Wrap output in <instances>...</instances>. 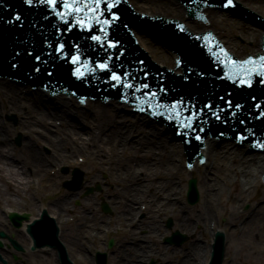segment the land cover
<instances>
[{"label": "bare ground", "instance_id": "1", "mask_svg": "<svg viewBox=\"0 0 264 264\" xmlns=\"http://www.w3.org/2000/svg\"><path fill=\"white\" fill-rule=\"evenodd\" d=\"M240 1L246 8H250L254 12H257L255 11L257 8L264 9V0ZM130 3L136 11L152 15V11L157 10L156 14L159 16L174 17L194 32L212 30V23L217 24L227 18L224 16L217 17L213 12L209 15V11L205 10V13H208L206 15L208 21L211 23L209 26L203 21L186 18L185 9L175 0H160L159 2L154 0H130ZM225 16L229 17L226 14ZM232 23L235 24V28L238 31L240 30L239 33H242L240 35L242 39L250 41L257 37V41L252 40V43L256 42V47L251 48L250 53L259 52L260 39L264 31L250 27L246 23L240 24L237 21ZM214 32L217 34L218 39L220 36L224 37L223 43L225 45H227V42L231 44L224 31L220 33L222 30L215 29ZM230 33L231 37H237V35H233V32ZM135 35L139 36L136 32ZM140 44H142L141 40ZM231 45V47L227 46L228 49L236 54L238 51L235 49L238 48L236 47L237 44ZM147 52L153 59V50L149 48ZM174 57L175 55H172V58ZM157 64L164 65L159 61ZM171 67L174 68L173 65ZM180 71V68L176 70L177 73ZM0 93L9 113H17L19 117L18 128H21L26 133L25 136L27 138V141L24 144L22 143L23 149L19 157V160L24 163L20 164L15 157H11L9 147L1 143L8 140L5 135L8 130L0 123V183L4 181L5 185L10 187L7 188L0 185V196L3 201L7 202V200L16 198L14 200L17 202L19 194L23 193L21 190L27 191L33 182L38 186L36 190L34 189L37 195L38 190H44L52 181L50 174L53 165H72L73 162L75 163L74 156L82 153L85 155L86 161H90L91 164L95 165L96 176H98L99 170L102 171L103 165L109 166L106 171V179L107 181L113 180V189L108 190L106 196L110 197L111 202H113V210L117 213V226L122 225L129 236L113 253L117 261L116 264H147L146 258L152 256L156 260L165 259L161 255L159 248L154 250L148 245L139 244L137 240L139 239L138 231L146 232L145 237L147 240L156 233H159V235L162 233L163 235L165 231L161 222L164 216H167V214L176 215V211H180V214L182 212L176 203L179 200V192L181 190L177 189L175 185V178L180 167L178 164L181 163V157L183 160L185 158L180 142L176 140L170 141L172 140L171 134L163 135L164 128L144 116L134 115V124H130L127 118L115 113L111 115L112 120L108 119L107 110H109V106H115L111 102L107 104L97 102V107L103 109L100 118L99 110L93 112L89 109L91 103H87L86 107H83L84 111H81L83 114L97 120L91 122L90 129H85L84 125L79 122L81 119H77L74 114H71L72 112L65 99L59 101L60 106H52L50 102H45L44 98L47 95L41 89L31 90L26 86L23 87L8 80L0 82ZM48 100L51 101L53 99L48 98ZM74 104L76 103L72 100L71 105ZM116 107L122 108L121 105H116ZM54 117L61 119L58 122L60 127L55 124L54 129H52L50 128L52 126L51 119ZM99 119H102L103 122L101 123L102 120L99 121ZM104 119H107L105 124H103ZM117 123H119L118 127H115ZM101 125L103 126L102 128ZM106 126L113 128L103 135ZM53 135L56 137L55 141H52ZM83 135L87 136L83 137ZM30 137L40 138L38 144L36 141L31 140ZM41 140L51 144L50 153H42V150H40ZM204 143L206 149L201 151L205 157L203 165L205 171L200 179V190L203 196L202 209L196 216L188 213L180 215V218L176 221V225L180 226L185 233H188L193 238L190 242L191 245L184 251L180 249L172 251V254L178 251L179 262L177 264L206 263L208 254L199 242V239L203 237L200 230L205 233L207 231V225L204 224L205 216L208 215V212L211 213L212 209H214V202L216 200L220 201L222 195L226 194L229 200L230 186L239 184L240 187L238 189L241 191L249 190L251 186L255 188L256 182L260 179L264 169V156L261 154L246 155L244 152L247 147L240 148L229 141H223L218 144L208 138ZM125 155L128 157L125 158ZM19 164L20 166H17ZM119 166H122L121 170H118ZM197 166L198 164L195 165L194 169H197ZM31 173L34 174L29 176ZM116 184H118L117 187ZM126 184L130 185V187H127ZM12 186L17 188L18 191L17 189H12ZM118 187L122 188V190H119ZM74 194L69 195L66 199H58L48 204V206L40 205L36 208L37 215L44 209L55 218L58 225L61 223L67 224L64 221L65 212L69 208ZM113 196L115 198L118 197V199L114 201ZM90 197L86 198V204L91 200ZM233 199V203L238 204V197L235 196ZM138 204L140 206L143 205L142 213L144 212L145 215L142 220L139 219L137 221L136 216L141 213L140 206L137 207ZM50 209H54V212L58 215L51 213ZM261 209H264V207H261ZM215 210H218V208L216 207ZM10 211L12 210L7 209L5 212L9 213ZM30 216L28 221H23L20 229H14V238L19 243L26 240L23 231L26 223L34 218L31 213ZM79 220L76 231L81 239L85 238V236L98 238L97 231L98 233L104 231L106 235L107 227L95 225L94 216L90 209H87ZM231 222L233 223L223 224L224 231L231 233V228L236 222L234 216H232ZM256 222L264 225V211L255 213L247 225H252ZM106 223L108 227L111 226L107 221ZM130 227L132 230H127ZM209 228L212 229L211 226ZM135 231H137V234ZM246 234H248V231ZM0 241L7 246L6 240ZM77 243H79L78 239L72 237L67 246L63 244L73 260L76 257L81 258L89 255L86 252L88 247H84V251L80 247L82 245L80 244L79 246ZM86 258H84L85 261L88 260ZM171 263L172 261L170 260L168 264Z\"/></svg>", "mask_w": 264, "mask_h": 264}, {"label": "rangeland", "instance_id": "2", "mask_svg": "<svg viewBox=\"0 0 264 264\" xmlns=\"http://www.w3.org/2000/svg\"><path fill=\"white\" fill-rule=\"evenodd\" d=\"M248 2V1H247ZM255 11H257V13H260L263 17H264V9L263 8H257L255 9ZM142 12V11H140ZM157 12L153 11V15H155ZM212 12L217 16H225V13H220L221 11L219 10H212ZM211 14V11L209 12V15ZM228 18V19H227ZM225 20H222L221 22L215 24L212 23V27H214L213 29H217L219 31L222 30L225 32L227 39L230 40L231 44H234L238 47L239 51H237V54H235L238 57H242L245 54H248L250 52L251 48H255L256 47V42L252 43V40H256L257 41V37L253 38L250 41H246L244 39H242L240 37V35H242V33H239L240 30L238 31L237 28H235V24L232 23L234 21H237L238 23H240L239 20H235L236 18H231L227 17ZM243 20V19H242ZM247 23V20H243ZM252 23V22H250ZM243 24V23H240ZM252 25H254L252 23ZM242 27V26H241ZM233 32V35H237V37L235 38L234 36L231 37V33ZM221 35V34H219ZM221 40L224 41V37L220 36ZM139 39L141 40L142 45L146 48L150 50H153V57L154 59L160 63H163L166 66H172V54L170 52H168L167 49H163L164 47L162 45H159L158 43H156L155 41H153L151 38L146 37L145 35H141L139 36ZM231 44H229L227 42V46H232ZM225 45V44H224ZM245 47V48H244ZM72 102L68 101V105L69 108H71L72 113L74 114L77 119H81L79 120V122L81 124L84 125L85 129H90L91 127V122L94 120L89 116H86L85 114H83L81 111L77 112L75 107L76 105H71ZM52 104V103H50ZM73 106V107H72ZM5 108V109H2ZM89 109H91L93 112L99 110V118L100 115H102V111L103 109L97 107L96 104H90L89 105ZM84 111V110H83ZM120 114L122 116H124L125 118L128 119L130 124H134V118L132 115H130L129 112L124 111L121 108H116L115 106L113 107L112 105L109 106V110H107V115H109L110 120H112V114ZM59 120H61L60 118L57 119V117H54L51 119L52 121V126L50 128L54 129L55 124L56 126L57 123L59 122ZM86 120V122H84ZM102 119H99V121ZM0 123L2 124V126H5V128L8 130L6 137L8 138L7 141H3L1 142L2 144H5L7 147H9V152L11 157H15V159L21 164H23L24 162L22 160H19V157L21 155V151L23 149L22 143L24 144V142L27 141L26 138V133L21 129L18 128V124H19V117L17 115V113H9V110L7 109V105L5 103V101L3 102L2 99V94L0 93ZM97 120H94L93 122H95ZM107 121V119H104V123L105 124ZM133 121V122H131ZM103 122V120L101 121V123ZM120 123V122H119ZM117 123L115 125V127H118ZM89 124V125H87ZM95 124V123H94ZM100 124V123H99ZM60 127V126H58ZM93 127V125H92ZM103 126L101 125V128ZM111 128L113 127H109L106 126V128H104L103 131V135L106 134ZM86 131V130H85ZM28 135V134H27ZM35 136V135H34ZM87 135H83V137H86ZM101 136V135H100ZM55 135L52 136V141H55ZM31 140L36 141L38 144V141L40 138L38 137H34L31 138ZM19 142V143H18ZM41 149L42 153H50V143L47 142H43L41 140ZM40 146V145H39ZM43 146V148H42ZM5 147V146H4ZM45 147V148H44ZM6 149V147H5ZM14 150V151H13ZM126 156V155H125ZM84 157L85 155H83L82 153L77 154L74 156V161L73 165H67L65 164V166L67 167V173H62L61 172V168L62 165H53L51 167V170H53L54 172L51 173V177H52V181H50L49 185L43 190H38L37 195L34 197V194L32 193V189L28 191V193L25 196H22L23 194H19L18 200L17 202L14 200L16 198H12L13 200H7L3 201L2 197L0 196V231H3L5 234L11 236L12 238H14L15 234H14V229L12 227H10L9 225L7 226V221L6 218L2 215L1 209L4 208V206H12L15 209H17L19 212H24V213H31L33 216L36 215V208L40 205V204H44L45 206H48V204L55 202L58 199H62V198H67L69 197V195H73L74 193V197L71 198L70 201V205L69 208H67L65 214L66 216L64 217V220L66 221L67 224H65L63 227L61 226V239L62 241L68 245L69 240L72 237H76V239H78L77 243L79 246L80 244L82 246H80L81 248H83V250L85 251L84 247H88V250L86 251L87 254H89L88 256H82L81 258L76 257V259H74L73 261L76 264H96V254L98 252L101 253H105V260H106V264H116L117 261L113 255V253L115 252V250L120 247L123 242L129 237L128 233L124 232H112L109 233L107 236L104 235L102 232L98 233V231L96 232L98 235V238H94V237H87L85 236V238L81 239L79 237V235H77V231H76V227L79 223V219L81 217V215L83 213H85V211L87 209H90L91 213L94 216V222L96 226H101L104 228L106 226V221L108 220H113L114 224L117 223V213L113 212V210L110 207H113V202H111L110 197L106 196L107 191L113 189V185L112 182L113 180L110 179V181H107L106 179V171L108 170L109 166L107 165H103L102 171L99 170V174L98 176H96V172H95V165L91 164L90 161H86L84 162ZM128 156H126L125 158H127ZM125 158L122 157L123 160H125ZM77 159H80L83 162H80V164L77 162ZM17 165V166H20ZM184 161L183 158L181 157V163L178 164L180 165V167L178 168V174L177 177L175 178V185L177 187V189H180L181 192H179V197L180 199L177 200L178 202H176L178 204L179 210H181V214L180 211H176L177 214L176 215H168L164 216L163 221L161 222V224L163 225V229H164V234L162 235V233H156L153 237H149V241L147 240V238L145 237L146 232H139L138 231V236L139 239L138 242L139 244L145 245V246H150L153 249L159 248L161 250V255L165 257V259H160V260H156L154 258H148V262L147 264H168L169 261L171 260L172 263L171 264H177L179 262L178 259V251L175 254H172V251L174 249L177 250H181L184 251L185 249H187L189 247L190 242L192 241V237L188 234L185 235L187 237L186 241L179 245H174V244H164L163 240L166 237H170L172 234H174L175 232H179L180 234H183V229L176 225V221L178 220V218H180V215H186V214H190V215H194L196 216L198 214V212H201L202 209V204H203V196H202V192L200 190V179L202 176V173L205 171L204 167H197V169L193 170V172H189L185 169L184 167ZM64 166V167H65ZM120 168L118 170H121L122 166H119ZM28 169V168H27ZM77 169L79 171H81L83 173V181L85 182V185L83 186V188L79 191L73 192L70 191L68 189H66L64 187V183L68 180L71 179L72 177V173L73 171ZM123 171V169H122ZM55 173V174H54ZM31 173L30 176H32ZM194 178L196 179V187H197V191H198V202L194 205H189L187 203V198H186V192H187V188H188V181ZM0 185L5 186V182L1 181ZM33 186V185H32ZM98 186V190L93 191L92 193H89L88 195H86V188H97ZM118 186V184H116V187ZM127 187H130V185L128 186L126 184ZM227 186V185H226ZM240 187L239 184H236L234 186H230V195L229 196V200L227 195L225 194L224 196H221V200L219 201V208L218 210L220 211V217L218 218V220L220 221V226L222 229H224V223H227L228 220H231V217L234 215V217L236 218V222L235 223H239V220L242 218V216H236L235 212L238 208V204H234L233 203V198H235V196L238 197V200L240 202V200H243L247 195L249 199L253 200V204H256L257 202L260 201H264V185H262L260 183V181L257 180L256 182V187L254 188V186H252L251 189L247 190V191H241L240 189H238ZM10 188V187H7ZM17 189L15 187H12V189ZM34 188V187H33ZM228 188V187H227ZM119 190H122V188H119ZM90 197V201L88 202V204H86V198ZM116 199H118V197L115 198V196H113V200L116 201ZM110 204L112 205H109ZM218 202V200H216L214 202V207L217 206L216 203ZM102 203H106L110 209V213L106 214L103 211H101V205ZM39 204V205H38ZM116 205V204H115ZM140 205L138 204L137 207H139ZM264 207V206H263ZM81 208V209H79ZM51 213H53L54 215H58L56 214V212H54V209H50ZM262 211H264V209H260L258 210V213H262ZM141 212V211H140ZM244 214V213H243ZM145 213L142 214L139 213V218L142 220L144 218ZM210 215L211 213L208 212V215L205 216V222L204 224H206L208 226L209 223V219H210ZM69 218V222L67 221V219ZM170 219L172 222V225L170 228L166 227V222L167 220ZM72 220V221H71ZM79 220V221H78ZM233 222H230L229 224H232ZM237 224H235L232 229H231V241L228 247V254L230 256V258L233 259V264H264V225H262L260 222H256L255 224L252 225H247L244 227V232L243 235L241 236V238L235 239V226ZM208 228V227H207ZM88 232L89 229H87ZM92 230V229H91ZM134 231V230H133ZM202 233V236L199 239L200 244L205 248H208V244L210 243V239H211V235L208 233L203 232L202 230H200ZM248 231V234H246V232ZM135 233L137 234V231H135ZM185 234V232H184ZM226 234H228L226 232ZM110 240H113V246L112 247H108V242ZM21 244L24 245L25 248H27V240H24ZM10 245V244H8ZM157 246V247H156ZM8 248V247H7ZM3 248V253H5L8 257V259H10L11 264H56L55 260H54V256H53V252L47 253L46 252H36L33 254H29L28 252H25L24 255L20 256L18 262H13L11 260V251H9L10 247L8 248ZM12 249V247H11ZM13 250V249H12ZM14 252V251H13ZM154 255V254H153ZM87 257V258H86ZM88 259L87 261H85V259Z\"/></svg>", "mask_w": 264, "mask_h": 264}, {"label": "water", "instance_id": "3", "mask_svg": "<svg viewBox=\"0 0 264 264\" xmlns=\"http://www.w3.org/2000/svg\"><path fill=\"white\" fill-rule=\"evenodd\" d=\"M135 9V8H134ZM136 10V9H135ZM146 14H148V13H146ZM148 15H150V14H148ZM188 29V28H187ZM189 31H191V32H193V33H198V32H194V31H192V30H190V29H188ZM204 31H206V30H204ZM201 32H203V31H201ZM200 33V32H199ZM193 81L194 82H198L199 84H202V83H207V78L205 77V78H202L201 79V76H196V77H193ZM212 82H213V80H212ZM75 179V182L76 183H80L81 182V175L79 174V175H77L76 176V178H74ZM71 186H69V188H70ZM189 193L190 194H194V199H192V200H190V202L193 204V203H195L196 201H197V198H198V196H197V193H196V189H195V181L194 180H191L190 181V189H189ZM44 210V209H43ZM42 210V211H43ZM19 218V216L17 215V214H13V215H11V219L13 220V221H18L17 219ZM46 222V217L43 219V221L42 222H36L33 226H32V228H31V230L33 229V228H35L37 225L38 226H40L42 223H45ZM46 224V223H45ZM30 230V231H31ZM32 233L33 234H36V230H33L32 231ZM1 236H3V234H0ZM51 239L53 240V239H55V234H52L51 233ZM2 242V241H1ZM3 243V242H2ZM52 244H54L53 242H52ZM3 246H6L4 243H3ZM98 264H105L104 263V261L103 262H98Z\"/></svg>", "mask_w": 264, "mask_h": 264}]
</instances>
